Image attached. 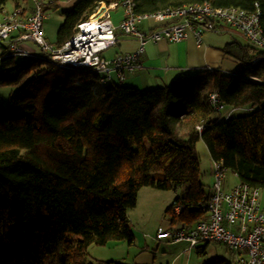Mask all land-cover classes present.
I'll return each instance as SVG.
<instances>
[{"label": "trees", "instance_id": "1", "mask_svg": "<svg viewBox=\"0 0 264 264\" xmlns=\"http://www.w3.org/2000/svg\"><path fill=\"white\" fill-rule=\"evenodd\" d=\"M9 1L19 6L0 0V13ZM115 1L78 0L64 9L55 45L101 3ZM204 1L258 9L264 37V0H134V10ZM0 47V87L15 88L9 105L0 106V264H90V245L134 244L127 210L144 186L179 189L166 213L180 204L170 223L192 225L210 196L200 180L198 140L239 181L264 189V52L253 45L236 38L224 45L240 61L233 74L201 69L145 90L103 80L90 68L59 66L42 53L15 57ZM210 92L244 113L217 114Z\"/></svg>", "mask_w": 264, "mask_h": 264}, {"label": "built area", "instance_id": "2", "mask_svg": "<svg viewBox=\"0 0 264 264\" xmlns=\"http://www.w3.org/2000/svg\"><path fill=\"white\" fill-rule=\"evenodd\" d=\"M26 1L28 7L17 6L5 11L0 20V45L6 46V52L12 56H33L34 53L22 45L30 42L59 66L90 68L106 81L121 82L127 73L141 67L140 55L148 41L177 42L192 35L199 43L204 31L235 29L249 44L264 52L258 9L248 12L236 6L215 7L204 1L136 13L134 0L101 3L92 15L77 24L70 39L57 46L45 36L43 1ZM118 6L122 7V17L119 25L115 26L110 12ZM145 21H153L155 25L142 30L139 25ZM117 28L124 35L134 37L138 48L131 53L107 58L103 53L116 43ZM70 55L74 59L68 60ZM258 59L256 57L253 62ZM208 100L215 111L224 108L216 92H210ZM197 129L201 131L202 126H197ZM212 165L210 196L203 204L206 214L192 225L168 221L170 226L174 225L169 233L171 241H186L189 249L218 241L237 254L234 264H264V211L259 200L260 189L241 181L225 189L228 169L221 161L213 160ZM172 208L173 214L177 215L182 206L174 204Z\"/></svg>", "mask_w": 264, "mask_h": 264}, {"label": "crops", "instance_id": "3", "mask_svg": "<svg viewBox=\"0 0 264 264\" xmlns=\"http://www.w3.org/2000/svg\"><path fill=\"white\" fill-rule=\"evenodd\" d=\"M77 1L78 0H67L63 6L66 10H69ZM9 2L11 6L9 8L5 6L3 12L0 13V20L5 11H10L15 7L13 1ZM18 2L19 6H29L26 0H18ZM56 4L60 6L58 2ZM116 9L117 7L113 10ZM110 13L112 23L118 26L122 17V10L115 19L112 18V12ZM154 25V22H143L139 25V28L146 31ZM226 30L221 33L230 31ZM221 33L205 31L202 33L199 43L195 41L192 35L177 42L166 40L157 42L148 41L144 46V51L140 55L141 67L131 73H127L123 83L127 86H134L139 89L141 87L148 89L152 86L159 87L167 85L177 78L193 74L201 69L220 70L227 74L235 73L240 67V61L226 54L223 48L227 42L236 37H232L234 36L232 34H229V37L219 36L222 35ZM238 33L239 32H237V34ZM122 42L126 43L127 46L123 45ZM243 42H247L245 38ZM52 44H55V42ZM22 45L30 49L33 53H37V48L32 43L23 42ZM114 45H117L118 50L112 52L110 55H108V53L104 54L105 57L111 58L116 54L134 52L138 48V41L135 38L124 35L121 30L117 28L116 43ZM226 113L221 116H226ZM259 200L261 208L264 211V189H261L259 192ZM170 228H174V225L169 226V228L166 227L167 233L157 235L156 238H148L139 231H136L134 244L128 245L122 242L111 241V247L122 248L125 251L124 255L116 257L117 259H124L125 264H202L213 258H224L229 261L230 264H234L237 254L219 248L217 242L215 244H212V242L199 244L195 248L199 256L194 257V254L190 252L187 242L171 241L169 235ZM132 232L134 234L133 229ZM90 247L91 246L88 248Z\"/></svg>", "mask_w": 264, "mask_h": 264}, {"label": "rangeland", "instance_id": "4", "mask_svg": "<svg viewBox=\"0 0 264 264\" xmlns=\"http://www.w3.org/2000/svg\"><path fill=\"white\" fill-rule=\"evenodd\" d=\"M45 3H48L50 0H44ZM60 4L58 8H48L44 11V18H43V28L45 31L46 39L50 43L56 42L57 31L61 23L63 22V14L62 11L66 9L63 4L67 2V0H57ZM8 8L11 6V3L8 2L6 5ZM122 7L118 6L116 10H111L112 18H116L119 13H121ZM95 12V11H94ZM93 12V13H94ZM145 22H153V21H145ZM238 31L235 29H230V31L221 33L222 35L229 37V34H232L236 37L237 40L240 42L244 41V38L240 33L237 34ZM218 33V32H214ZM134 38L132 36H129ZM246 41V40H245ZM123 45L126 43L122 42ZM35 46V45H34ZM37 48V47H36ZM37 53L40 54V50L37 48ZM118 50L117 45L112 46L111 48L104 51V54L108 53L110 55L112 52ZM2 52V48L0 47V54ZM19 59V58H16ZM56 64H59L56 62ZM2 68L0 62V69ZM79 69V68H77ZM82 69V68H80ZM84 69V68H83ZM133 75V74H131ZM257 79V78H256ZM112 81V80H111ZM116 81V80H113ZM117 82V81H116ZM123 85H125L122 82ZM156 86H152L154 88ZM147 88H140V90H145ZM15 92V88H10L8 86L0 87V106L7 107L9 105V100L12 94ZM264 105V100L262 102ZM229 109L228 106L221 109L217 114L223 115ZM244 113V110H237L233 112V114H241ZM200 126V125H197ZM202 126V125H201ZM199 131V130H198ZM196 152L198 154L200 160V180L206 186H209L213 182V177L211 173L212 169V160L208 149L202 140H198L196 143ZM239 180L235 174H233L230 170L227 171L226 174V187L228 189L229 186H233L234 184H238ZM179 194V189H158L155 187L144 186L142 187L137 193L136 205L132 208L127 210V216L129 219V224L131 229L134 231V237L136 236V231H139L142 235L148 238H156L157 235L167 233L166 227L169 228L170 223H168L169 218L168 215H173V208L169 214L166 213V208L169 206L171 201L177 197ZM262 209V208H261ZM206 214V213H205ZM161 228V230H159ZM113 242H122L127 244L125 241H113ZM186 242V241H185ZM212 244L216 242L219 244V248L227 251V247L218 241H211ZM90 249L88 248V255H87V262L90 264H100L99 261L105 259H117L116 257H120V255H124L125 251L122 248L118 247H111V241L106 245H90ZM127 246V245H126ZM190 252L195 256H199L196 253L195 248H190ZM105 257V258H104ZM121 259V260H119ZM117 260L121 261L125 264L124 259L119 258Z\"/></svg>", "mask_w": 264, "mask_h": 264}, {"label": "bare ground", "instance_id": "5", "mask_svg": "<svg viewBox=\"0 0 264 264\" xmlns=\"http://www.w3.org/2000/svg\"><path fill=\"white\" fill-rule=\"evenodd\" d=\"M43 1V0H42ZM44 4H45V2L43 1V8H44ZM227 30H230V29H227ZM226 30V31H227ZM205 32V31H204ZM222 32H224V31H222ZM203 33V32H202ZM218 33H221V32H218ZM240 33V32H239ZM241 34V33H240ZM202 35V34H201ZM242 35V34H241ZM246 40V39H245ZM248 43V42H247ZM77 51H78V49H77ZM35 54V53H34ZM73 54H75V52H73ZM103 55H104V53H103ZM15 57H18V56H15ZM19 57H21V56H19ZM74 59V57L72 56V55H70V57L68 58V60H70V59ZM121 82H123V81H121ZM209 101V100H208ZM223 103V102H222ZM224 104V103H223ZM212 106V105H211ZM226 107V105L224 104V108ZM213 108V107H212ZM232 108H229L228 109V112L226 113V116H224V117H227L228 115H230L231 113H233V112H235V111H237V110H240V109H234V110H232V111H230ZM217 112V111H216ZM219 112V111H218ZM212 160V159H211ZM213 161V160H212ZM212 167H213V165H212ZM211 173H212V169H211Z\"/></svg>", "mask_w": 264, "mask_h": 264}]
</instances>
